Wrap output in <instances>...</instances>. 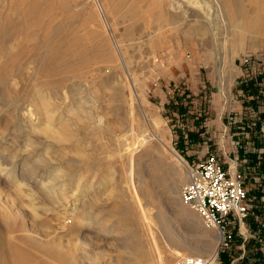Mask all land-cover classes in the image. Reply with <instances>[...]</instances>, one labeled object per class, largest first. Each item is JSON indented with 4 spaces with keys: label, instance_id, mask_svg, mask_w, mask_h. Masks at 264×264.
<instances>
[{
    "label": "rangeland",
    "instance_id": "obj_1",
    "mask_svg": "<svg viewBox=\"0 0 264 264\" xmlns=\"http://www.w3.org/2000/svg\"><path fill=\"white\" fill-rule=\"evenodd\" d=\"M176 1L0 0V264H168L188 253L173 235L216 234L171 196L186 163L223 155L241 122H258L264 151V13L254 17L256 0H196L184 15ZM260 74L247 95L241 81ZM131 150L132 177L158 201L130 190ZM48 183L67 205L49 200ZM253 195L213 264H264V188ZM137 199L154 214L151 234Z\"/></svg>",
    "mask_w": 264,
    "mask_h": 264
},
{
    "label": "built area",
    "instance_id": "obj_2",
    "mask_svg": "<svg viewBox=\"0 0 264 264\" xmlns=\"http://www.w3.org/2000/svg\"><path fill=\"white\" fill-rule=\"evenodd\" d=\"M232 161L233 167L224 166L218 154H203L186 163V180L179 188L180 201L198 214L202 227L218 234V248L228 247L233 224L243 225L255 200L245 184V174ZM168 264L213 263L206 255L186 253L174 256Z\"/></svg>",
    "mask_w": 264,
    "mask_h": 264
},
{
    "label": "bare ground",
    "instance_id": "obj_3",
    "mask_svg": "<svg viewBox=\"0 0 264 264\" xmlns=\"http://www.w3.org/2000/svg\"><path fill=\"white\" fill-rule=\"evenodd\" d=\"M222 2H223V4H225V8H226V6H227V8L229 7V5L227 4V1L222 0ZM188 4L194 5V4H197V1L196 0H184L183 2H177L176 1L175 2V7H173L176 10V11H174V13H180V14H184L185 15L187 13L186 7H187ZM157 119H153V122H154L155 125H158L157 123L159 121ZM157 140L160 142L161 145H164V146L167 147L166 142L163 139H161V138L158 137ZM146 143H147V140L143 138L142 141H141V144L139 146H141L143 144H146ZM168 150H169V152L171 154V157L173 158V161H174L175 166L178 167V168H180L181 166L185 167V162H184L183 158L178 153H176L174 150H172L171 148H168ZM131 152H132V150L129 151L128 154H127L128 168H129L127 182L129 183L130 190H139L140 193L143 195V197L145 199H147L149 203H152L154 201H158V199L156 197V194L155 193H152V191H150V189L147 186L144 185V182L141 179H140V181H138V180H136L135 178L132 177V175H133L132 174V171L134 170V169L132 170V168L134 167V160H133L134 158H133V153H131ZM0 170L1 171L7 170V172H8V168L6 166L0 167ZM44 184L45 183H43V186L41 185L42 186V190H43V188L45 186ZM52 184H54V183H52ZM52 184H49L48 185V187H47V191L48 192L45 191V194H47V197L49 198V200L52 201L54 204H57V205H67L69 203L68 200L70 199V196L67 193H65V195L63 197H59L58 194H59L60 191H58V188L60 189V187H55ZM82 186L83 185L80 184V183L77 184V186H76V188H75V190H74V192H73L72 195L75 196L76 194H78V192L80 193L81 190L83 189ZM173 192L174 193L177 192V195H172L171 196V199H172L173 202H176L177 206L180 208V206H182L184 204L180 201L181 204H182V205H180L179 197H178V194H179L178 193V187L174 188V191ZM169 193H171V192L169 191ZM76 196H78V195H76ZM74 200L75 199H73V202H74ZM134 201L139 206V214H140V218H141V220L143 222V226H145V228L147 229V231L149 232V234H151L150 233V230H151L150 227H151V225H153V226L156 225V220L154 218V214H152V212H151V207L149 205H147V204H144L142 206V204L140 202L141 201L140 199H137V200H134ZM48 203L50 204L51 202L48 201ZM160 205H161V208L158 211L159 212L158 213V216L161 215L162 223L164 224V226L168 230V227H169L168 224H167L168 220H167V218H163V216L165 215L164 214L165 213V209L162 207L163 203H161ZM184 206L187 207L186 205H184ZM72 208H73V206H72ZM184 215H185L184 217H188V218L191 217L190 218L191 219L190 221L193 222L194 224H197L198 225V221L196 220V214L195 213H185ZM104 225L105 224L101 225V227L100 228H97V229L100 232H102V231L105 232V233L109 232V230H107L106 229V226H104ZM206 230H208V229H206ZM122 233H123L122 239L123 240H126V241L129 240V238L127 236V233H125V232H122ZM198 236H200V240L195 241L193 243H189V244H187L184 241L182 235H179V236L173 235L172 236V240L177 245H180L182 248H184L186 251H188L189 254L206 255L208 253H211L210 259L213 262L214 257H215V253H216V245H217L216 244V241L218 240V234L216 233L215 235L214 234L211 235V234H208L207 231H203ZM89 242H90V239L85 236V238H83L80 241L81 246H82V249H86V246L89 244ZM116 248H118V250H119L120 245H118ZM89 253L91 254L90 251H86L85 255H87ZM97 255L96 254H93V255H91V257H89V259L91 261H94L95 262V260H97L99 258L98 257L99 255L98 256ZM177 255H180V253L179 254L174 253V256H177ZM86 258H88V257H86Z\"/></svg>",
    "mask_w": 264,
    "mask_h": 264
},
{
    "label": "crops",
    "instance_id": "obj_4",
    "mask_svg": "<svg viewBox=\"0 0 264 264\" xmlns=\"http://www.w3.org/2000/svg\"><path fill=\"white\" fill-rule=\"evenodd\" d=\"M255 2L257 4L259 2L256 12L257 15L256 13L254 15L256 18L258 15H262L264 13V0H256ZM244 92H246V94L248 92L247 95L255 93L254 90H244ZM257 95L259 94H256V96ZM259 97L261 99V95ZM243 123L244 122H241V124ZM241 124H237L234 132L230 133V135H227L226 137L228 138V141L226 140L225 142L226 146L229 147L228 151H223V155L220 154L218 150L214 153L221 156L224 166L230 164V167H233L234 163L232 160L235 161V167L245 174V184L249 188V193L254 194L255 189L258 190L259 188H264V154H261L262 149L260 148V132L258 130V122L254 123L256 128L253 132H248L243 126H241ZM262 152L264 153V151Z\"/></svg>",
    "mask_w": 264,
    "mask_h": 264
},
{
    "label": "trees",
    "instance_id": "obj_5",
    "mask_svg": "<svg viewBox=\"0 0 264 264\" xmlns=\"http://www.w3.org/2000/svg\"><path fill=\"white\" fill-rule=\"evenodd\" d=\"M263 74H260L258 75L255 79L253 78H248L247 80H244V81H241V84H240V87L243 89V90H246L248 87L246 86H249V88L252 86V83L253 82H258L259 79H260V76H262ZM260 96V95H258ZM261 99H264L263 97H261ZM261 154H264L263 152H261Z\"/></svg>",
    "mask_w": 264,
    "mask_h": 264
}]
</instances>
